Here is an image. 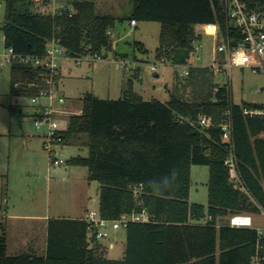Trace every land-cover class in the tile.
<instances>
[{"label": "trees", "instance_id": "obj_1", "mask_svg": "<svg viewBox=\"0 0 264 264\" xmlns=\"http://www.w3.org/2000/svg\"><path fill=\"white\" fill-rule=\"evenodd\" d=\"M250 9L264 0H245ZM4 48L42 56L51 39L72 58L117 55L111 31L127 21L160 23L156 59L172 66L185 64L200 38L195 26L226 20L218 0H129L130 9L115 15L97 12L93 0H70L57 11L42 12L41 0H0ZM134 49L148 53L141 41ZM125 58V55H121ZM9 95L32 98L47 89L51 71L12 61ZM57 71L53 79H59ZM166 88L169 98L144 99L128 87L118 99L87 94L79 113H72L58 132L61 144L86 149L67 160L87 170L98 183L96 209L105 219L146 210L148 220L131 221L124 229L125 252L113 259L105 254H52V245H86L95 236L84 219L48 220V253L7 254L0 222V264H250L255 230L232 227L234 213L264 212V116L246 113L263 103H234L229 83H215L208 67H190ZM188 92V98L184 94ZM9 112H17L9 106ZM200 116L212 125H198ZM229 117L234 153L247 193L232 186L223 160L227 149L219 123ZM207 165V205L190 203L191 166Z\"/></svg>", "mask_w": 264, "mask_h": 264}, {"label": "rangeland", "instance_id": "obj_2", "mask_svg": "<svg viewBox=\"0 0 264 264\" xmlns=\"http://www.w3.org/2000/svg\"><path fill=\"white\" fill-rule=\"evenodd\" d=\"M68 1L70 0H49L45 7L39 5L38 9L42 12L53 13ZM93 1H97V12L99 13L119 15L123 9L129 10V0ZM115 5L121 7V10H114ZM3 21L4 7L1 5L0 26ZM159 31L160 23L156 21H138L136 27H131L126 22H117L111 31L117 55L109 51L105 58L75 59L68 57L62 59L60 80L57 79L51 86L56 95H63L66 98V102L62 104L57 103L55 99L52 101V107L55 110L54 118L60 127L65 128L69 115L81 109L82 98L87 94L104 99H118L123 95L121 82L123 69L114 59V57H122L121 55H125L128 63L133 56L143 61L138 64L139 79L144 89L141 92L142 97L166 101L169 98L166 88L173 86L175 76H179L178 72L181 68L157 61L155 49L158 46ZM118 33H120V38L117 37ZM135 40L143 42L148 53L134 49L132 43ZM194 44L197 49L188 62L204 66L210 64L211 36L201 32L200 38ZM4 52L3 38L0 33V205L2 198H5L6 206L11 211H28L30 208L44 211L47 207L50 213H55L57 208H62L63 213H69L72 205L86 204V202L90 209L96 208V202L90 200L89 197L97 199L98 183L90 181V184H87L83 177L86 169L67 163L72 156H84L86 149H78L70 144H60L55 147V150L57 157L64 163L57 166L49 164L48 152L43 149L42 145L44 140L42 134L46 133V125H43L41 129L36 128L34 114L31 115L33 104L29 98L9 95L10 65L3 62ZM151 64H155V72L150 70ZM213 81L219 84L227 82L225 75L221 74L213 75ZM229 85L234 103L264 104V74L254 73L247 68L234 67L231 70ZM184 97L188 98V92L184 94ZM9 106L15 107L17 112L11 114ZM47 169H49L48 173ZM190 177L188 201L206 206L208 166L192 165ZM255 222L257 225H264V216L257 215ZM118 253L114 250L105 256L113 259L122 258L123 254Z\"/></svg>", "mask_w": 264, "mask_h": 264}, {"label": "built area", "instance_id": "obj_3", "mask_svg": "<svg viewBox=\"0 0 264 264\" xmlns=\"http://www.w3.org/2000/svg\"><path fill=\"white\" fill-rule=\"evenodd\" d=\"M41 1H43V4H40V6L45 7L49 0ZM217 5L226 20L224 27H221L217 22L199 23L195 26L197 34L201 35L202 32L212 38L210 64L198 66L208 67L213 75H225L226 83L230 82L231 70L234 67L247 68L254 73L264 74V7L250 9L245 0H218ZM130 24L135 25L136 21L131 20ZM68 57L56 39H51L48 42L46 52L42 56L18 54L10 47L5 48L3 54L4 63L10 64L12 61L18 60L31 66H43L51 71V78L46 80L47 89L41 90L39 95L30 98V101L33 105L40 106L42 99L49 100L47 105L37 109L33 117L37 129H41L43 125H46V133L42 134L44 139L43 149L48 152L50 162L55 165L64 163L62 159L57 157L55 150V147L61 144L62 140L58 132L63 128L54 118L55 110L52 107V101L55 99L57 103L62 104L65 100L62 96L56 95L51 86L55 84L53 77L56 76L59 70L61 60ZM103 57L105 55L94 56V58ZM196 58L199 60L198 56ZM114 59L118 61L122 69L126 68L125 58L118 56ZM157 61L161 64H167L163 59H157ZM188 61L183 65H177L181 68L178 72L179 77H185L190 67L197 66ZM150 70L152 72L156 71L155 64L150 65ZM246 113L264 116V108L246 111ZM197 122L202 127L212 125L211 120L206 116H200ZM219 128L221 141L227 149L223 163L230 170L232 186L247 193L248 190L238 171L230 118L225 117L219 123ZM257 215L264 216V212L261 211L255 215L251 213H234L228 218V224L232 227H248L255 230L254 254L250 264H264V225L256 224ZM148 218V213L143 209L139 213L121 214L119 218L110 220L101 217L97 209L93 208L88 209L85 220L89 223V228L95 238L104 239L108 238L112 231L125 229L131 221H146Z\"/></svg>", "mask_w": 264, "mask_h": 264}, {"label": "crops", "instance_id": "obj_4", "mask_svg": "<svg viewBox=\"0 0 264 264\" xmlns=\"http://www.w3.org/2000/svg\"><path fill=\"white\" fill-rule=\"evenodd\" d=\"M95 2L96 5H98L97 1ZM113 9L116 11H120L121 7L115 5L113 6ZM128 9H130V5ZM123 11L127 12L123 9L121 13H124ZM126 23H128L131 27L137 26V22L135 25H131L129 21H127ZM117 37H121L120 33L117 34ZM125 60L127 62L126 57ZM140 62L142 63L143 61L133 56L132 60H130L129 63L127 62L126 68H123L121 78L122 94L124 89L127 90V88L130 87L134 92L142 96L141 92H143L144 89L141 87L142 82L139 79L140 71L138 64ZM127 70L128 73H126ZM59 72L60 75L58 80H60L61 76V64L59 67ZM155 76L157 77V75ZM48 103V100H41L40 106L33 105L31 115H35L37 109L42 108L43 105H47ZM80 110L81 109H78L77 111H74V113H79ZM19 112H21V110ZM49 164L57 166L55 164H52L51 162ZM48 171L49 169H47V173ZM83 177L86 183L90 184V181L87 179V170L86 172H84ZM89 199L93 202H96L97 200L95 197L91 196L89 197ZM88 209H90V206H88V202H86V204L80 203L72 205L69 208V213H63L62 208H57L55 213H50L49 210H47V207H45L44 211H37L36 208H30L28 211H11L6 206V199L2 198V203L0 205V222L4 226L3 234L6 237L7 254H19L21 252H29L31 254H47L48 220L51 218H72L85 220ZM125 245L126 237L124 229H119L117 231H112L108 238H89L87 239L86 245H76L75 247H73L69 246L68 244L61 243L58 246L52 245L51 248L52 254L53 252L56 254H111L114 250H117L119 252L118 254H124Z\"/></svg>", "mask_w": 264, "mask_h": 264}]
</instances>
